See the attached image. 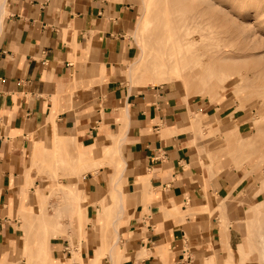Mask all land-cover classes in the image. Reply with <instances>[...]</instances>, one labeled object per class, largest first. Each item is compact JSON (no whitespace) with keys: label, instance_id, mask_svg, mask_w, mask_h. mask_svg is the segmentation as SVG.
Masks as SVG:
<instances>
[{"label":"crops","instance_id":"crops-1","mask_svg":"<svg viewBox=\"0 0 264 264\" xmlns=\"http://www.w3.org/2000/svg\"><path fill=\"white\" fill-rule=\"evenodd\" d=\"M137 5L0 0V264H25L26 232L18 213L36 186L42 194L49 188L42 183L50 182L34 160L95 153L114 138L124 161L112 218L121 242L114 259L106 256L103 264H208L213 256L215 264H231L223 253L241 242L240 231L231 210L223 224L217 207L234 189L229 178H213L201 165L202 138L192 128L189 104L169 86L125 84V68L137 55ZM110 169L102 165L82 179L91 231L99 208L113 205ZM98 190L101 203L95 201ZM67 215L75 222L70 205ZM54 239V259L68 264L67 239Z\"/></svg>","mask_w":264,"mask_h":264},{"label":"rangeland","instance_id":"rangeland-1","mask_svg":"<svg viewBox=\"0 0 264 264\" xmlns=\"http://www.w3.org/2000/svg\"><path fill=\"white\" fill-rule=\"evenodd\" d=\"M137 13L132 32L137 55L125 68V84L169 86L189 104L192 128L202 138L201 165L213 178H229L234 189L217 207L223 224H228L225 211L231 210L233 225L240 231L241 242L235 249L225 248L224 261L264 264V0H138ZM168 55L172 60H164ZM138 71L146 83L139 80ZM118 142L114 138L102 155L98 147L94 159L57 153L34 160L39 172L56 184L43 182L49 188L42 194L36 186V193L25 197L29 206L19 210L26 232L21 244L25 264H47L36 249L44 235L48 259L57 264L52 255L57 230L72 252L70 259L71 253L64 255L66 263L91 264L93 252L100 255L101 264L114 259L119 235L112 218L123 185L124 163ZM107 164L111 166L108 189L113 205L99 208L98 222L91 231L88 217L78 209L85 199L64 191L63 182L86 178L90 171L96 174L97 168ZM97 193L95 201L101 203ZM126 198L125 192L123 202ZM34 203L39 209L30 206ZM69 205L75 222L65 220ZM215 261L213 256L207 263Z\"/></svg>","mask_w":264,"mask_h":264},{"label":"bare ground","instance_id":"bare-ground-1","mask_svg":"<svg viewBox=\"0 0 264 264\" xmlns=\"http://www.w3.org/2000/svg\"><path fill=\"white\" fill-rule=\"evenodd\" d=\"M148 23H149V21H148ZM160 35H162V34H160ZM179 50H180V48H179ZM145 56H146V51H145V55H144V53L141 55V58H140V60L142 61V63H143V60H144V58H145ZM172 56H169L168 55V57L167 58H165L164 60H166V59H168V60H172V58H171ZM138 60H136V61H134V63H136ZM141 63V64H142ZM156 68H159V70L161 71V72H166V69L164 68V67H156ZM138 74L140 75L141 74V71H138ZM68 85V84H67ZM112 143H113V140L112 141H110V142H107L106 144H104V145H102V146H100L99 148H100V150L101 151H103V153H101V155L102 154H104V150L107 148V147H109L110 145H112ZM79 155L78 156H80L81 158H84V159H91V158H95V157H98V156H96L95 155V153H94V151L93 150H90V151H80L79 153H78ZM121 154V153H120ZM100 156V155H99ZM98 169V168H97ZM96 172V171H95ZM122 176H123V173L121 174ZM122 176H120V178L122 177ZM85 182H83V180H82V178L81 177H79L76 181H74V182H72V181H70V182H68V183H63L64 184V186H66L65 187V190L64 191H66L67 193H69V194H73V195H79V196H81V198L82 199H87L86 198V190H85V184H84ZM116 184L114 183V187L116 188V186H115ZM123 194H122V202H123V200H124V197H125V192H122ZM103 199V198H102ZM100 200V201H103V200ZM123 206V205H122ZM104 208L106 207L105 205L103 206ZM120 208H121V206H120ZM78 209H79V212H80V214H81V216H83V211H84V209H83V204H82V201L81 202H79V205H78ZM124 211V210H123ZM124 214V213H123ZM62 222V221H61ZM115 222V221H114ZM62 224V223H61ZM56 225V223H54V226ZM55 228H56V226H55ZM115 230L118 232V229H117V227H115ZM57 234L60 236L61 234H60V232L57 230ZM45 236V235H44ZM44 236H43V238H41V239H38V243H37V247H36V249L38 250V252H39V257H41V259L43 258V262L45 261V263H47V264H53L51 261H49V259H48V256H47V254H48V251L46 252L45 250H44V247H45V245H46V240L44 239ZM115 247H116V243L114 244V245H112L111 246V255H113L114 254V250H115ZM42 251H45V256H43L42 257ZM97 255L96 256H92V260H91V264H99L98 263V261H99V258H100V255H98V253H96Z\"/></svg>","mask_w":264,"mask_h":264},{"label":"built area","instance_id":"built-area-1","mask_svg":"<svg viewBox=\"0 0 264 264\" xmlns=\"http://www.w3.org/2000/svg\"><path fill=\"white\" fill-rule=\"evenodd\" d=\"M65 253H67V254H69V253H71L72 254V252H71V250L66 246V248H65ZM76 264H78V263H76Z\"/></svg>","mask_w":264,"mask_h":264}]
</instances>
